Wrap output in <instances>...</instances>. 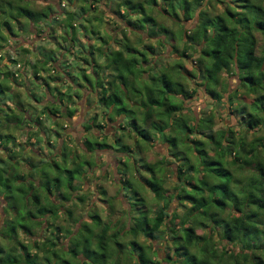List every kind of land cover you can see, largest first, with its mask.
Returning a JSON list of instances; mask_svg holds the SVG:
<instances>
[{
  "label": "trees",
  "instance_id": "trees-1",
  "mask_svg": "<svg viewBox=\"0 0 264 264\" xmlns=\"http://www.w3.org/2000/svg\"><path fill=\"white\" fill-rule=\"evenodd\" d=\"M29 1L0 0V18L7 13L6 19H0V53L5 46H14L10 42L14 41L16 33L10 21L18 23L19 18H23L32 25H38H33L36 30L40 29L42 20H46L47 28L57 23L50 6L46 5L42 10L36 11L28 7ZM68 1L70 4L74 2ZM114 1L108 0L105 3V0H77L76 8L71 13L62 14L60 21L62 24L63 19L67 18L69 23L66 29H62L66 35L60 38L72 44L74 29L81 28L82 22L91 26L90 35L98 40V44L107 43L98 34L97 23L101 22L100 16H85L90 7L94 11L96 6L108 8L111 23L115 27L110 46H96L98 57H102L105 62L98 69L95 66L97 74L95 71L90 73L93 75V82L87 79L85 73L81 75L87 95L96 97L97 104L105 109L104 115L111 121L110 148L114 155L115 171L119 176L116 185L128 206L120 212L126 217V226L117 227L118 219L101 224L97 215L91 217L95 227L101 225L98 228L97 248L100 260L97 264H107L108 244H111V255L115 256L111 264H127L123 261L124 258L133 259L130 264H264V137L253 135L258 129L264 130V0H212L221 6L220 13L200 10L199 22L186 35L188 39L185 46L176 54V58L189 57L186 50L199 51L190 69H186L181 63L162 62L163 56H160L156 48L165 47L166 41L157 38L154 46L151 40L155 34L169 37L172 31L160 24L155 14L167 16L172 24L177 25L179 14L184 20L192 19L191 7L200 8L203 0H160V6H157L156 0H147L146 8L143 5L146 0H123L117 1L115 5ZM207 3L208 1L205 2L206 5ZM234 6L238 8L237 11L232 9ZM2 9L5 11L2 12ZM199 33L201 41L198 43L195 37ZM256 34L260 37L258 52L255 51ZM130 35L135 39H129ZM76 42L77 54H74V59L84 62L82 56H92L93 44L87 40ZM196 44L198 49L194 48ZM64 50V53L59 52L60 57L49 54L47 63L50 62L52 73H63L70 80V71L66 70L69 64L65 63V58L73 54V51L71 53ZM21 51L25 53V49ZM56 59H60L61 63L54 61ZM9 60L12 64L15 63L13 57ZM91 62L86 63L90 65ZM23 64L19 65L24 67ZM30 66L36 73L33 66ZM61 68L65 71L60 72ZM8 74L12 76L13 83L17 84L14 73L0 70V112L11 111V107L7 105L10 101L6 93L11 98L17 96L1 82V78H7ZM221 74L235 76L238 81L236 90H241L242 95H250L251 99L245 105L235 101L236 90L226 93L229 114L236 125L212 131L209 130L210 121L207 124L208 121L197 120L193 111L183 106V100L191 98L196 92L192 85L195 84L203 88L204 94L219 102L221 97L218 87L223 85ZM186 83L189 87L185 86ZM44 84L48 91V85ZM73 87L74 91L77 90L73 96L78 97L83 88L79 83L73 84ZM57 94L62 95L56 90L55 95ZM30 96V100L34 99L32 94ZM56 101L61 103L60 100ZM71 105H65L67 116L72 115ZM45 110L53 115L58 114L57 109L46 107L41 115L45 114ZM126 116L129 121H124ZM136 118H140V121ZM33 119L30 122L21 118L18 125L31 123L32 126L34 122L39 124L37 118ZM3 125L8 129L11 125L15 126V121L0 113V130ZM101 126L96 125L100 129ZM248 131H252L254 136L251 140H247ZM136 138L144 141L145 147L132 146L131 141L129 144L124 141ZM33 141L37 142L36 139ZM95 144L108 148L103 140ZM49 148L53 151V146ZM158 148L163 149V152L159 153ZM65 151V147H62L61 154L53 153L45 164L59 174L69 160L71 169L66 172L69 174L67 185L70 192L68 197L61 196L68 202L71 199L70 193L74 190V186L70 185L72 178L83 176L80 172L82 166L89 163L83 159L72 163L75 156H70L72 159H69ZM146 151L153 153L154 162H147L149 157L144 155ZM132 153L140 157L144 164L142 168L138 169L133 164L134 160L130 161ZM6 157L10 159L11 167L8 171H0V183L5 190L4 196H0L5 202L0 204L3 214L0 219V263L5 260V264H37L36 251L30 253L25 245L18 242L17 229L24 235L30 234L31 225H37L39 220H45L46 216L54 214L56 205L45 192L40 193L39 181L34 185L26 179L28 176H25V172L19 173V162L5 155L0 157V162ZM72 172H75V176L70 175ZM166 172H170L171 177L175 175L172 187L167 186ZM54 180V186L57 187L54 191H59L56 177ZM24 181H28L26 184L29 187ZM98 190L99 195H103L101 188ZM139 190L150 197L146 200ZM44 191L49 193V187L46 186ZM9 195L20 197L24 208H28L27 215L31 219L28 226L23 221L16 225L20 221L12 206H8V209L15 217L5 214L4 207ZM41 198L43 201H40ZM82 201L80 198L79 202ZM146 202L154 204V207L146 209ZM173 202L175 205L171 210L169 206ZM65 213L71 220V211L67 208ZM56 231L59 232L58 229ZM76 231L77 229L74 234ZM54 235L57 237V234ZM139 235L150 246L155 240L161 241L163 256L154 252L156 260L152 259L147 249L138 243ZM76 244L70 250L66 248L67 252L76 255L73 249ZM31 245L42 253L43 264H48L51 257L59 260L51 240L46 243L35 241Z\"/></svg>",
  "mask_w": 264,
  "mask_h": 264
},
{
  "label": "rangeland",
  "instance_id": "rangeland-1",
  "mask_svg": "<svg viewBox=\"0 0 264 264\" xmlns=\"http://www.w3.org/2000/svg\"><path fill=\"white\" fill-rule=\"evenodd\" d=\"M108 0H105V3H107ZM117 1H123V0H115L114 5ZM210 3V5L205 4V2ZM259 1V0H257ZM262 1V0H260ZM157 3V6H160V0L155 1ZM30 5L28 6L30 9H34L36 11L42 10L46 5L50 6L53 9V15L57 18V23L51 25V27L47 28L45 26V21L42 20L40 25V29L36 30L34 27L38 26L36 24H31L27 20L23 18H19L18 23L14 21H10V24L12 22V27L15 30L14 33H16V37H14V41H11L10 43H14V46H11L12 48H9L10 46H5L3 48V51L0 53V70L1 72L9 71L14 73L17 77V84L13 83L12 76L10 74L7 75V78H1V82L5 88H10L12 91V94L17 95L15 97L10 96L9 93H6L8 96V99L10 102H8V107H11V111H5L3 110L0 112L3 116H7L8 118L15 121V126H9L8 129H6V126L3 125L2 129L0 130V157L5 155L8 157H12L13 161H17L18 163V170L21 171L19 173L25 172V176H31L36 177L37 181H39V187L40 190L44 191V188L46 186L49 187L50 191L52 189H57L54 184L56 183L54 180V177L57 179V185L58 190L63 193L66 197L69 195L68 185H67V179L69 174L66 172L67 170L70 171V163L69 160L66 164V166H63L64 170L57 174L55 171L49 167L47 164H45L46 161H48L49 157H52L53 152L57 150L51 151L49 146H59V141L65 139L63 136L62 130H64L65 123L62 115H60L55 122L49 121L47 118H44L41 115V109H43L44 106H48L49 100H60L63 105H68L73 109L72 112V119L69 123V129L68 134L72 135L73 138L79 139L81 136V130L79 128V121L77 119V115L80 114L78 106H81L82 108H86L89 106V110L87 111L89 115H95V120L97 123H103L102 117L104 115L105 109L101 107V105H98L96 102V97L88 96V92L85 91V97L88 98V100L85 99V101L81 102L80 95L78 97H74L73 94H76L77 90L73 87V84L79 83L81 84L82 88L84 89L85 81H83L81 75L83 73L86 74L87 79L91 80L93 82V75L90 74L92 71H95V74H97L96 68L101 67L102 64L105 62L102 57H98L96 46L98 45L99 48L105 47L107 48L111 44V36L115 33L114 32V24L111 23V17H110V10L108 8H104L101 6H96V11L93 10L92 7H90L89 11L85 14L87 18H92V15L97 16L99 15L101 18L100 24H98V28L96 25L93 26V28L98 30V34L107 41L106 44H98L97 39H93V37L90 35V28L86 22H80L81 28L75 27V37L73 38L74 44L69 43L67 40L64 41L60 37L65 36L66 34L63 33V28L66 29L67 24V18L63 19L62 24H60V21L62 20L63 15L65 13H71L76 6L78 5L77 0H74L73 4H70V2L67 1H60V0H30L28 2ZM264 5V1L262 2ZM111 5V2H110ZM144 7L146 8L148 6L147 0L144 1ZM206 6V7H204ZM209 6V7H208ZM204 7V8H202ZM122 8V6H120ZM192 13L193 18L189 20H184L182 15L179 14V20H177V25L171 23V19L167 16H162L159 14H155V17L159 21L160 24L165 26L168 30L172 31V35L169 37H166L163 35L155 34L153 35V40H151V43H154L155 46V39H163L166 41L165 47L162 48H156L155 50L160 53V56H163V60L165 64L167 62H177L181 63L186 69H190L191 66L194 65V61H196L197 58V52H192V50H186L187 55L189 57H178L176 58V54H179L183 47L185 46L186 35L191 32L197 25L198 21V13L200 10H204L208 13L211 12L213 14L220 13L221 12V6L218 3H214L212 0H203L202 6L194 7L192 6ZM234 11H237V7H232ZM15 11V9H13ZM5 11L2 9V12ZM7 11V10H6ZM240 11V10H239ZM96 12V14H95ZM60 15V16H59ZM7 13H5V16L0 18H7ZM91 20V19H90ZM92 21H89V23ZM94 24V23H93ZM29 25V26H28ZM63 25V26H62ZM79 26V24L77 25ZM83 30L85 32H83ZM65 31V30H64ZM162 37V38H161ZM259 35L256 34V48L255 51H259V45H260V39ZM80 42H85L86 40L89 43L93 44L94 52L89 56H82L84 58L83 61H77V58L74 59V54H77L76 45L78 40ZM90 39V40H89ZM129 39H135L132 35H130ZM169 39V40H168ZM173 39V40H172ZM163 41V42H164ZM196 42L201 41V34L199 33L198 36L195 37ZM133 42V40H132ZM91 44V45H92ZM6 45H9V42H6ZM198 44L194 46L196 48ZM202 47V44L199 45ZM199 47H197L198 49ZM21 49H25V53L21 51ZM69 50L71 53L73 51V54H69L65 59V63L68 62L69 66L66 67V70L70 71L68 76L70 77V80L68 78H65V74L60 73V75H56V73H52V69L50 67V62L48 61V55L49 54H55L56 57L59 56V52L64 53L65 50ZM20 50V51H19ZM17 51V52H16ZM83 51H87L84 50ZM108 50L106 49L105 52ZM188 51V52H187ZM75 52V53H74ZM16 53V55H15ZM79 55V54H78ZM13 57L15 63L12 64L9 60V58ZM55 59V57L53 56ZM78 58H81V56H78ZM74 59V60H73ZM58 59L54 60L57 61ZM60 60V59H59ZM58 60V62H60ZM79 60V59H78ZM90 65L86 62H90ZM161 61V59H160ZM24 63V64H23ZM47 63V64H46ZM61 63V62H60ZM94 63V67H92ZM19 64L25 65L24 67H21ZM33 66L36 73L33 72L31 66ZM56 65V64H55ZM64 68H61L59 70L60 72H63ZM58 70V69H57ZM57 71V72H59ZM54 72V71H53ZM67 72V71H66ZM220 80L222 81L223 85L222 87H218V91L220 93V100L217 102L215 99L208 97L206 94L202 92L203 88L201 86L194 85L196 92L191 96L189 99L183 100V106L186 108L191 109L193 114H195L196 119H200V121H208L207 124L210 126L209 130L215 131L217 129L225 128V127H232L235 126V120L234 118L229 114L228 106L226 104V93L234 92L236 90L237 86V79L235 76H231L230 74H221ZM60 79V80H59ZM55 80H57L55 82ZM63 80V82H62ZM54 81V82H52ZM192 81V80H191ZM194 82V81H193ZM192 82V83H193ZM48 85L49 89L46 91L45 84ZM56 84V85H55ZM186 87H189V84H185ZM58 90L62 95H55L56 90ZM142 92V91H141ZM241 90H236V102H242L245 105H248V102H250L251 96L250 95H242L240 94ZM33 95L34 99L38 103L34 101V99L30 100L31 96ZM71 99L69 100V98ZM2 98V97H1ZM29 98V99H28ZM3 99V98H2ZM91 101V102H90ZM81 103V105H80ZM53 105V104H51ZM16 106L18 110H15L13 107ZM54 110L59 107V105L54 104L53 105ZM23 111H26L25 113ZM202 113V114H201ZM29 118V121H33V118H37L39 121V124H36L30 126V124L23 123L22 125H18L21 123V118L24 120ZM33 117V118H32ZM88 117V116H87ZM202 117V118H200ZM206 119V120H204ZM130 119L126 116L124 121H129ZM136 120L140 121V118H136ZM28 121V120H27ZM64 121V123L62 122ZM66 124V123H65ZM115 124H117L115 122ZM86 127L85 125H83ZM101 126V130H103ZM35 128V129H34ZM236 129V128H235ZM42 131L43 135H40L39 132ZM104 134H108L111 132V129L103 130ZM204 133V132H203ZM244 133V131H243ZM252 131H248L247 133V140H251L254 138V136H261L264 137V130L258 129L251 134ZM39 134V135H38ZM9 135H11V138H9ZM132 136V135H131ZM98 138V137H97ZM37 140V142H34L33 140ZM66 140V139H65ZM67 141V140H66ZM99 142L102 141V137L98 139ZM125 142L128 144L130 141L132 142V146H138V147H145L144 141L140 139H124ZM73 140H70V143H73ZM108 148L97 150L96 153L98 156H101V154H105V156L101 160V165L103 164V171L100 174L99 169L97 172L94 173L95 179H97L98 182L101 185V190L103 191V195H99V190H96V193L92 196L91 188V181L93 179L91 178V175H88V171L81 170L82 174V180L73 181L74 190L70 193L71 199L70 201L63 203L60 201L56 204V208L54 209V214H51L50 216H46L45 220H39V224H32L30 229L32 232L30 234H25L19 232V229H17V238L18 242L25 245L30 253L37 254V264H43L42 259V253L39 252V249H34L32 247V242L37 241V243H46L47 240H51L54 245V249L57 252V256L59 260H55V258H50V261L48 264H80L82 262H86L87 264H97L98 260H100V253L98 252L97 244H98V228H101V225L98 227H95V223L91 221V217L93 214H96L101 224H107V221H111V223L118 219L119 224L117 227L120 226H126L127 220L126 217L120 214L121 210L127 209V203L126 199L122 196V193L118 191L117 188V180L118 175L116 172L111 171L110 166H114V160L111 152V138L106 137L104 141ZM32 143H35L32 145ZM34 146L33 148L31 147ZM44 145V146H43ZM81 145V144H80ZM73 146H76L74 144ZM71 144L66 150L69 152H74V147ZM78 146V145H77ZM85 148V147H82ZM157 149V148H156ZM35 150H37L35 152ZM163 149L158 148L159 153L163 152ZM9 152V154H8ZM67 152V151H65ZM67 152V153H69ZM79 153V152H78ZM77 152H75V155H78ZM147 155L149 157L147 159V162H154L155 157L153 153H149L146 151L144 155ZM160 157L161 154H158ZM83 160L87 161L91 167H94L96 165H93L91 154L87 155V153H83L81 156ZM105 158V162L104 161ZM23 159L25 161H23ZM69 159H72L69 157ZM154 159V160H153ZM32 160V161H31ZM133 164L135 163V166L139 169L144 166L142 163L140 157L137 155L135 156L133 153L131 155L130 161ZM31 164L30 170L28 171L29 163ZM76 162V156L72 163ZM10 159L5 158L3 161L0 162V171H8L11 167ZM92 163V164H91ZM69 164V165H68ZM41 165V167L39 166ZM60 165V164H59ZM110 165V166H109ZM40 167V168H39ZM83 167V166H82ZM101 168V166H99ZM174 168V167H173ZM235 171H237L235 169ZM79 172V173H80ZM75 172H72L73 175ZM173 174L175 172L173 171ZM97 175V176H96ZM167 178V186L172 187L171 182L174 181L175 175L171 177L170 172L165 173ZM75 176V175H73ZM72 176V177H73ZM47 177V178H46ZM76 179V177H74ZM83 181L85 182L84 184ZM71 183V184H72ZM72 186V185H71ZM140 189V188H139ZM140 194L144 196V198L147 200L148 197H150L149 194L140 191ZM5 193L4 186L2 183H0V196L3 197ZM9 194V193H8ZM10 196V195H9ZM64 196V197H65ZM65 197V198H66ZM80 198L83 199L82 202L77 203V201L80 200ZM11 202H10V200ZM9 199H6V206L4 207L5 214L8 216H13V213H11V210L8 209V206H12L15 209V212L17 213V220L20 221L16 225L18 226L19 223H22L23 221L27 226L29 222H31V219L27 215L28 208H24L22 204V200L20 197L12 196ZM58 199V197H54L53 200ZM43 201V199H42ZM11 203V204H10ZM174 202L170 204V209H174ZM146 209H152L154 207V204L146 202L145 203ZM69 209L71 211V220L67 218L65 215L66 209ZM61 211V213H59ZM180 211V210H178ZM53 212V211H52ZM88 213V214H87ZM90 217V218H89ZM78 218H81L80 220H77ZM2 222H0L1 225ZM23 223V224H24ZM80 225V226H79ZM113 227V226H112ZM59 230L56 231V230ZM77 229L76 233L74 234L75 230ZM111 229V228H110ZM111 233V230L109 231ZM198 233H200L198 231ZM54 234H57V237H55ZM216 238V237H215ZM215 240V239H214ZM2 239H0L1 243ZM70 241V243H69ZM137 241L139 244L143 245L147 249V253L150 255L152 259L156 260V257L154 255V252L159 254L160 256H163V250L161 248V241H153L152 246H150L149 242H147L142 236L137 237ZM76 246L73 248L76 255H73L71 253H68L66 248L68 250L71 249L72 245ZM109 247L107 249L109 253V258L107 260V264H111V261L115 259L114 255H111V244H108ZM218 245V243H217ZM19 251V249H17ZM0 257L1 254H0ZM61 260V261H60ZM123 261L127 262V264H130L133 262V259L131 258H124ZM5 264V260H3V263ZM164 264V263H162Z\"/></svg>",
  "mask_w": 264,
  "mask_h": 264
},
{
  "label": "flooded vegetation",
  "instance_id": "flooded-vegetation-1",
  "mask_svg": "<svg viewBox=\"0 0 264 264\" xmlns=\"http://www.w3.org/2000/svg\"><path fill=\"white\" fill-rule=\"evenodd\" d=\"M85 95V90L84 89H80V98H81V102L82 101H85V99L87 100V97H85L84 96ZM36 103H38L39 101H35ZM57 103V105H59V107H57V110H58V114H51V113H49V111L48 110H45L46 112H45V114L44 115H42L44 118H47L49 121H54L55 122V120L60 116V115H62V117H63V119H64V121H65V123H64V121H62L64 124L63 125H65V127H64V130H62V132H63V134H64V138L67 140H65V139H63V140H60L59 141V146H57V147H55V146H53V150H57L58 151V153L56 152V151H54L53 153H54V155H58V154H61V148L62 147H65V148H67L68 146H69V144H71L72 146L74 145V144H76V146H73L75 149H74V152H69L68 150H66L67 152H69V153H67V157L69 158L70 156H76V161H82V155H83V153H87V155L89 154H91V156H93V157H91L92 158V163H94L93 165H96V166H94V167H91L89 164H87L86 166H83L82 167V170H86L87 169V171H88V175H91L92 177V179H93V181H91V185H92V188H91V193H92V196L96 193V190L98 189V188H100L101 187V185L99 184V183H96V182H98L97 181V179H95L96 177H94V173L95 172H97L98 171V169H99V172H100V174L99 175H101V173H102V171H103V164L101 165V160H102V158L105 156V154L103 153V154H101V156H98L96 153L98 152L97 150H99L98 148H100V149H104V147H100V145H97V144H95V143H98L99 141H98V139L100 138V137H102V140L103 141H105V138L106 137H110L111 138V132H109L108 134H104V131L103 130H108V129H111V121L110 120H108V118L105 116V115H103V117H102V120H103V123H101L102 124V128H103V130H101L100 128H98V127H96V125H100V123H97V121L95 120V115H89V113L87 112V111H89V110H86V109H89V106L88 107H86V108H82L81 106H78V109H79V112H80V114L79 115H77V119H78V121H79V128H80V130L82 131L81 132V135H83V136H81L79 139H75V138H73V136L72 135H70V134H68V129H69V123H70V121H71V119H72V117L71 116H67V107L65 106V105H63V104H61L60 102H58V101H56V100H49L48 101V106H44L43 107V109H41V111L43 110L44 111V109L47 107L48 109L49 108H54L53 107V105L54 104H56ZM51 104H53V105H51ZM80 105H81V103H80ZM14 108H17L16 106L14 107ZM88 116V117H87ZM27 119L29 120V118L27 117ZM26 119V120H27ZM37 124V123H36ZM33 125H35V122L33 123ZM83 125H85V126H89V128L88 129H86V127H84ZM35 129V128H34ZM39 134L40 135H43V132L42 131H40L39 132ZM38 134V135H39ZM98 137V138H97ZM70 140H73L74 142L73 143H70ZM102 142V141H101ZM100 143V142H99ZM105 143V142H104ZM81 144V145H80ZM106 144V143H105ZM78 145V146H77ZM44 146V145H43ZM88 146H90L89 148H88ZM82 147H85V148H82ZM75 152H79L78 153V155H75ZM83 161H85V160H83ZM85 162H87V161H85ZM103 162H105V158H104V161ZM99 166H101V168L99 167ZM110 166V165H109ZM110 168H111V171H115V167L112 165V166H110ZM28 169V171L30 170V166L27 168ZM116 172V171H115ZM97 176V175H96ZM28 181H31V182H33V184L34 185H37L38 184V182H37V180H36V178L35 177H31V176H28L27 178H26ZM78 180H82V175H80L79 177H76V179H74V178H72V180H71V183L73 182V181H78ZM19 181V180H18ZM17 181V182H18ZM28 181H24L23 183L24 184H26V182H28ZM85 182L83 181V183L82 184H84ZM70 185H72V186H74L73 185V183L72 184H70ZM85 185V184H84ZM26 186H28L27 184H26ZM29 187V186H28ZM75 187V186H74ZM96 189V190H95ZM43 191L41 190V192L40 193H42ZM71 192H73V191H71ZM45 194H46V196L52 201V203L53 204H57L58 202H59V199H60V201L61 202H63V203H66L67 202V200L66 199H63V198H61V196H63V193L62 192H59V191H54V189L52 190V191H50L49 193L48 192H46L45 191ZM9 197H12V196H9ZM54 197H58V199H56V200H53V198ZM9 199V198H8ZM40 201H42V198L40 199ZM77 203H80L79 201H77ZM0 204L1 205H3V204H5V202L0 198ZM1 209L2 208H0V219L2 218V216H3V214H2V212H1ZM59 213H61V211L59 212ZM65 213V212H64ZM88 214V213H87ZM65 215H66V213H65ZM93 215H96V214H93ZM92 215V216H93ZM90 218V217H89ZM81 218H78L77 220H80ZM91 219V218H90Z\"/></svg>",
  "mask_w": 264,
  "mask_h": 264
}]
</instances>
